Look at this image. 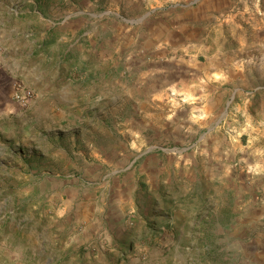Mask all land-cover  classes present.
<instances>
[{
	"label": "rangeland",
	"instance_id": "rangeland-1",
	"mask_svg": "<svg viewBox=\"0 0 264 264\" xmlns=\"http://www.w3.org/2000/svg\"><path fill=\"white\" fill-rule=\"evenodd\" d=\"M203 1L0 0V264H264V0L152 54Z\"/></svg>",
	"mask_w": 264,
	"mask_h": 264
},
{
	"label": "crops",
	"instance_id": "crops-1",
	"mask_svg": "<svg viewBox=\"0 0 264 264\" xmlns=\"http://www.w3.org/2000/svg\"><path fill=\"white\" fill-rule=\"evenodd\" d=\"M224 1H227V0H224ZM222 3H223V0H209V1L204 0L203 2H201V4H199V7H197V12H195L193 15L190 16V19L192 21H196L194 26H188V27H184L178 30H175V29L169 30V28L167 30H163V29L155 30L156 37L159 38L160 40L161 48L153 51L152 53L153 56H157V57L160 56L159 58H163V56L167 54V52H169L170 50L174 51V50L181 48L182 46H184L183 44H185L181 42L188 40L192 36V34H195L197 37L200 38V43L195 50L196 56L203 55L204 51H207V49H211L207 47L208 45H206L208 36L209 34H211V30H209V28H213V27L217 28L221 21L218 17V14L208 15L204 10L205 8H207V6L210 7V5H220ZM211 23H214L212 27H211ZM205 62L206 63L204 62L198 63V61H195V63H198L200 67L199 72L201 73L200 75L201 78H206L207 79L206 83L211 84L209 88H213V87L216 88L215 83L221 81V80H216L215 77H221V78L223 77L222 79L224 80V82L229 80V78H227L228 77L227 75L228 74L230 75V72L228 71L226 72V70L217 71V72L216 70L208 71L206 69L208 66L206 65L219 66L217 68H223L225 66L230 67L232 65L231 63H233L231 59L227 58V61L225 63L217 62L212 59L205 60ZM239 66H241L240 62L239 64L235 65V67H239ZM2 89H3L2 81L0 80L1 93H2ZM223 90H224V93H226V90L230 91V89H227V88H223ZM212 91L214 90L212 89ZM5 93L3 92L4 95ZM2 109L3 107H0V115L6 114L4 112L5 110H2Z\"/></svg>",
	"mask_w": 264,
	"mask_h": 264
},
{
	"label": "built area",
	"instance_id": "built-area-1",
	"mask_svg": "<svg viewBox=\"0 0 264 264\" xmlns=\"http://www.w3.org/2000/svg\"><path fill=\"white\" fill-rule=\"evenodd\" d=\"M20 92L21 91L19 89L14 91V99L21 105H26L31 98V94L30 92H24V94L21 96Z\"/></svg>",
	"mask_w": 264,
	"mask_h": 264
},
{
	"label": "trees",
	"instance_id": "trees-1",
	"mask_svg": "<svg viewBox=\"0 0 264 264\" xmlns=\"http://www.w3.org/2000/svg\"><path fill=\"white\" fill-rule=\"evenodd\" d=\"M53 44H55V41L51 39V40L46 42V45H44V47L47 46V45H53ZM65 59H66L65 62L71 60V58H65ZM148 228L151 229V228H153V226H149Z\"/></svg>",
	"mask_w": 264,
	"mask_h": 264
}]
</instances>
